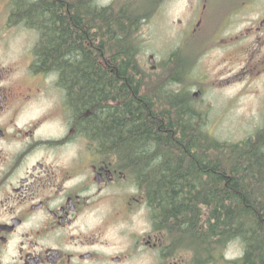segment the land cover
Returning a JSON list of instances; mask_svg holds the SVG:
<instances>
[{
  "label": "flooded vegetation",
  "instance_id": "obj_1",
  "mask_svg": "<svg viewBox=\"0 0 264 264\" xmlns=\"http://www.w3.org/2000/svg\"><path fill=\"white\" fill-rule=\"evenodd\" d=\"M131 1L144 8L145 29L158 12L173 16L171 51L162 60L166 79L193 77L201 57L216 52L198 77L241 85L236 97L253 82L264 93V0ZM80 2L74 0L77 9L69 14L76 23ZM9 7L10 0H0V264H198L197 252L178 244L177 220L151 215L131 161L122 162L130 155L119 153L113 138L83 128L92 114L83 111L79 96L68 94L57 72L37 65V31L11 19ZM96 29H89L95 48ZM80 33L75 26L74 37ZM145 60L150 68L162 67L153 54ZM107 63L112 81L111 55ZM124 79L129 100L133 91ZM138 93L144 105V92ZM135 217L139 231L129 227ZM121 220L119 229L114 222ZM216 247L204 263H234L224 245Z\"/></svg>",
  "mask_w": 264,
  "mask_h": 264
},
{
  "label": "trees",
  "instance_id": "obj_2",
  "mask_svg": "<svg viewBox=\"0 0 264 264\" xmlns=\"http://www.w3.org/2000/svg\"><path fill=\"white\" fill-rule=\"evenodd\" d=\"M95 3L81 0L78 23L73 13L69 16L77 9L74 0H10L9 17L37 31L36 63L57 72L68 94L80 97L83 111L92 114L83 120L87 133L113 138L117 151L130 155L122 162L131 161L129 170L151 215L177 220L180 247L197 252L198 264H206L203 259L217 245L239 242L243 252L233 264H264V124L243 140L222 141L207 131V113L188 88L163 101L150 81L142 105L138 76L143 67L137 63L135 39L147 19L144 8L131 0ZM78 25L80 37H74ZM93 27L100 43L96 48L90 44ZM156 73L150 69L142 76ZM124 76L134 94L129 100L123 94Z\"/></svg>",
  "mask_w": 264,
  "mask_h": 264
},
{
  "label": "rangeland",
  "instance_id": "obj_3",
  "mask_svg": "<svg viewBox=\"0 0 264 264\" xmlns=\"http://www.w3.org/2000/svg\"><path fill=\"white\" fill-rule=\"evenodd\" d=\"M110 2L111 0H97L95 5ZM157 14L150 20V22H153L149 25L150 27L148 29L141 26L137 33L136 39L138 40L135 39L137 48L139 49L137 63L143 67L139 68V73H141L138 76V80H140V91L145 93L146 81H150L149 83L156 84L158 98L163 101L167 99L173 101L178 89L183 87L188 88L191 94L192 91H196L197 89L201 90V95L196 100L198 107L207 113L206 129L210 134L222 141L236 142L243 140L262 127L264 124V100H262L264 99V93L259 92L257 89L259 82L246 85V91L241 96L236 97L235 91L241 85L222 87L219 80H217V75L203 80L196 75L198 71L205 70V66L203 65L209 62L210 56L215 55L216 52H211L210 55L201 57V64H199L201 66L194 67L193 77L180 78L175 82L165 78L168 72L166 71L163 74L164 64H162V60L171 51V45L169 43L170 40H173V33L170 24L173 16L170 12L161 13L159 17H157ZM149 54H153L155 62H160L162 67L160 68L159 65L156 66L154 70L157 73L155 75L142 76V71L146 72L150 70V67L147 66L149 63H146L145 60V57ZM209 67L212 73H217L218 68L216 65L209 64ZM153 98L154 96L150 97L152 103L155 101ZM121 222L122 220L120 222H114V224L119 225L120 229L121 226L125 227ZM130 223L131 225L129 227L137 226L136 230H141L142 222L140 217L130 218ZM242 252L243 250L239 242H233L225 247L226 257L234 258L235 261Z\"/></svg>",
  "mask_w": 264,
  "mask_h": 264
}]
</instances>
